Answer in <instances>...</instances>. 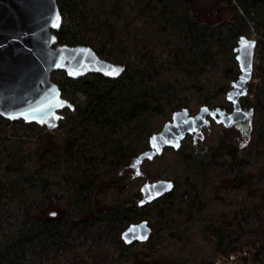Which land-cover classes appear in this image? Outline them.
I'll return each mask as SVG.
<instances>
[{"label": "trees", "instance_id": "trees-1", "mask_svg": "<svg viewBox=\"0 0 264 264\" xmlns=\"http://www.w3.org/2000/svg\"><path fill=\"white\" fill-rule=\"evenodd\" d=\"M55 1L54 46L86 45L124 68L117 78L53 71L72 105L56 134L0 117V264H213L196 258L209 251L248 252L251 264H264V0ZM249 22L257 62L240 105L252 111L251 130L217 124L241 140L221 136L192 155L182 154L183 143L164 149L182 154L175 165L183 186L172 181V191L151 202L158 205L151 228L144 217L151 203L139 204L133 186L150 159L139 172L133 159L172 112L188 111L182 99L210 92L216 52L236 79L234 49L250 40ZM187 139L191 148L202 140ZM141 220L148 239L124 243L121 232ZM157 237L173 241L165 255L151 244ZM141 243L148 248L136 252Z\"/></svg>", "mask_w": 264, "mask_h": 264}, {"label": "water", "instance_id": "water-1", "mask_svg": "<svg viewBox=\"0 0 264 264\" xmlns=\"http://www.w3.org/2000/svg\"><path fill=\"white\" fill-rule=\"evenodd\" d=\"M61 16L55 0H0V117L22 120L45 126L47 130L57 127L62 118L60 111L71 103L62 98L57 85L51 81L53 71L63 70L69 78H79L88 73H98L107 78H117L123 66L100 58L86 45H55ZM245 44L249 45L245 47ZM256 41L241 38L234 51L239 73L227 90L225 97L231 110L205 105L189 115L185 108L172 112L170 120L147 140L148 149L134 157L131 167L139 172L144 159L160 155L164 149H179L187 135L193 141L202 138L203 128L210 120L223 127L247 121L251 130V110H244L240 98L247 94V83L251 80ZM113 70H116L115 73ZM171 180L146 181L138 189L141 205L172 191ZM151 228L145 220L128 225L120 234L126 244L146 241ZM246 260L242 254H232L230 261Z\"/></svg>", "mask_w": 264, "mask_h": 264}, {"label": "rangeland", "instance_id": "rangeland-1", "mask_svg": "<svg viewBox=\"0 0 264 264\" xmlns=\"http://www.w3.org/2000/svg\"><path fill=\"white\" fill-rule=\"evenodd\" d=\"M222 11L224 12V9ZM248 28H249L248 36L250 38L258 40L256 32L252 29V24L250 22L248 23ZM215 54H216V64H215L214 68L212 69L211 78H210L211 84L208 82V89L210 92L209 93L208 92H202V93L194 92L190 96L188 95L189 97L182 99L183 103L180 105L186 106L188 108L189 115L195 114L198 111V108L203 104H207L209 107H215V106L225 107L227 104H229L231 106L230 102H228L226 100L225 92H227V89H229L231 87L230 85L232 84V81L234 78L232 77L233 75H229V73L227 74V72L225 74L223 73L224 63L220 62V60L221 59L226 60V57L222 58L220 56L219 52H216ZM97 55L100 58L104 59L100 54H97ZM105 60L114 63L111 59H105ZM256 62H257V59L254 56L253 64H256ZM225 66L230 67L232 65H231V63H228ZM234 68L235 67H232V69H234ZM54 76H56V74H54ZM50 79L52 82H54L53 78L50 77ZM243 107L247 109L246 105H244ZM166 111H167V108H166ZM60 113L62 114L61 111H60ZM61 119H59V120H61ZM168 119L170 120V118H168ZM58 123H59V121H58ZM57 127H58V125H57ZM56 128H54L55 130L52 129L51 132L56 134ZM223 129H225V128H223L220 125L215 124L211 120L210 125L203 129V131L201 133L202 140L197 144V146L195 148H191L189 146V141L191 139H187V140L182 142L185 145V147L182 151V154L186 153V154L192 155L194 151H197V153H201V152H203V149H206L205 148L206 146L214 144L215 142H217L219 140V138L221 136H223L224 139L229 138V137H233V136H238V137L241 136L240 134H238L236 132L235 129H226V130H223ZM50 136H51V134H49V137ZM240 140H241V138H240ZM52 145L54 147L58 146L56 144V142H54ZM181 155L177 156L175 153L165 150L160 155H158V157L155 158L154 160L150 159V160L144 161L141 165L142 176H140L138 180L133 182V186L135 184H139L138 185V188H139V186L142 182L143 183L146 181L151 182V181H155L157 179L171 180V181H175V183L178 184L181 181V175H180L181 171L178 174L179 169L176 167L175 163L177 161H179L181 158H183ZM130 172H131V170L129 171V169H126V171H125L126 174H129ZM131 174L132 173H130V175ZM108 182L109 181H107V183ZM104 184H106V182ZM182 186H183V184H182V182H180L178 184L177 190H180L182 188ZM206 197L209 198V196H207V195H206ZM167 203L168 202L166 201V204ZM150 206L151 207L149 209H147L148 211L145 213L144 217H147V220L149 221L150 226L152 228V224L155 223V216L157 215V214L155 215V211H156V208L158 207V205L152 206V203H151ZM155 225H156L155 228H157L158 224L155 223ZM156 241H158V242H156ZM152 243L153 244L155 243L158 245V251L161 250L158 253L161 255H165L167 252H169L172 245H173V241L161 239V237L155 238V240L153 242H151V244ZM151 244H150V246H152ZM136 247H137L135 249L136 252H138L139 250L144 251V250H146V248H148L147 246H144L143 243L137 245ZM238 254H242V255L246 256V260L242 261V260L238 259V260L230 261L229 257H221V256H216V255L214 257L210 251L205 252L206 256H196V258L200 259V258L210 256V260H213V262H214L213 264H251V261H250L251 260V254H249L248 252H240ZM193 259L194 258H192V260Z\"/></svg>", "mask_w": 264, "mask_h": 264}, {"label": "flooded vegetation", "instance_id": "flooded-vegetation-1", "mask_svg": "<svg viewBox=\"0 0 264 264\" xmlns=\"http://www.w3.org/2000/svg\"><path fill=\"white\" fill-rule=\"evenodd\" d=\"M237 78V77H236ZM245 96H243V97H241V98H244ZM240 98V99H241ZM242 109H244V110H248V108L246 109V108H244V107H242ZM226 112H229V111H226ZM247 126V121H244V122H242V124H234V125H232V126H229V127H233V128H237V129H240L241 131H245V129L247 128L246 127ZM189 136V135H188ZM192 137V136H191Z\"/></svg>", "mask_w": 264, "mask_h": 264}, {"label": "snow or ice", "instance_id": "snow-or-ice-1", "mask_svg": "<svg viewBox=\"0 0 264 264\" xmlns=\"http://www.w3.org/2000/svg\"><path fill=\"white\" fill-rule=\"evenodd\" d=\"M249 45L245 44V47H248ZM116 70H113V72L115 73Z\"/></svg>", "mask_w": 264, "mask_h": 264}, {"label": "built area", "instance_id": "built-area-1", "mask_svg": "<svg viewBox=\"0 0 264 264\" xmlns=\"http://www.w3.org/2000/svg\"><path fill=\"white\" fill-rule=\"evenodd\" d=\"M250 39H253V38H250ZM253 40H256V39H253Z\"/></svg>", "mask_w": 264, "mask_h": 264}]
</instances>
